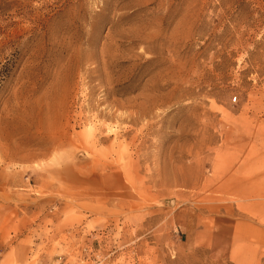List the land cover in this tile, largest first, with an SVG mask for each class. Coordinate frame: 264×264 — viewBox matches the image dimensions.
I'll list each match as a JSON object with an SVG mask.
<instances>
[{
  "label": "rangeland",
  "instance_id": "rangeland-1",
  "mask_svg": "<svg viewBox=\"0 0 264 264\" xmlns=\"http://www.w3.org/2000/svg\"><path fill=\"white\" fill-rule=\"evenodd\" d=\"M0 264H264V0H0Z\"/></svg>",
  "mask_w": 264,
  "mask_h": 264
},
{
  "label": "built area",
  "instance_id": "built-area-1",
  "mask_svg": "<svg viewBox=\"0 0 264 264\" xmlns=\"http://www.w3.org/2000/svg\"><path fill=\"white\" fill-rule=\"evenodd\" d=\"M234 98H235V96L233 95V96H232V99H234Z\"/></svg>",
  "mask_w": 264,
  "mask_h": 264
}]
</instances>
